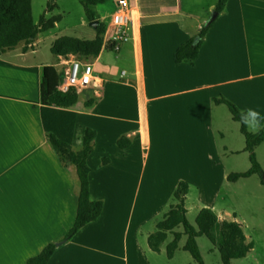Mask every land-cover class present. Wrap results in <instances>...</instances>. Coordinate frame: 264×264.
<instances>
[{"label": "rangeland", "instance_id": "rangeland-1", "mask_svg": "<svg viewBox=\"0 0 264 264\" xmlns=\"http://www.w3.org/2000/svg\"><path fill=\"white\" fill-rule=\"evenodd\" d=\"M47 2L48 0H32L35 19H39L43 12L47 16L44 11ZM58 4L65 12L64 18L56 28L43 32L45 38L35 45L36 53L28 55L36 63L53 64L55 56L50 47L61 36L92 39L95 35L91 25L82 24L84 8L78 0H59ZM112 5V2L106 1L97 8L93 7L99 12L96 19L104 24L105 32L109 30V36L113 33ZM212 15L213 13L210 19ZM46 34H49L48 37ZM108 48H103L108 50L104 52V59L118 72L116 80L125 79L119 78L121 69H125L123 59L119 57L115 62V55L111 53L113 50ZM251 59L264 64V55L253 54ZM61 62L58 71L64 72L67 65L64 59ZM99 70H95V73L105 78ZM4 80L0 81V92L9 94L8 84ZM254 82L264 93L262 79ZM79 90L78 101L74 105V110L78 112L74 152L81 149L85 128L97 131L93 153L87 160L90 167L89 183L93 199L102 200L105 210L96 224L86 226L87 233L92 232L90 236L97 245H105L108 239L118 237V250H122L119 240L125 231L133 262L130 264L136 262L134 255L141 262L145 250L148 259L156 264H197L183 249L178 250L173 258H168L166 251L150 253L147 251L148 237H144V232L150 229L154 231L157 221L175 204L172 195L178 183L186 181L189 193L185 204L190 224L196 227L195 219L199 209H216L220 219L240 222L247 240L254 241L249 254L245 258L233 260L232 264H264V184L259 174L240 178L235 182L228 179L231 173L247 171L251 167V161L245 150L246 141L240 131V124L232 119L227 106V116H224L205 102L204 105L210 109V116L206 117L205 108L201 124L195 117L169 115L163 109H160L162 113L157 112L156 108H162L165 103L163 100L155 101L150 105V147L144 150L135 145L122 152L116 143L111 142L118 134V117L134 113L131 93L124 91L118 94V99L106 98L98 103L100 109L96 110L93 105L87 106L88 102L96 101V97L87 95L90 89L86 87ZM15 91L21 92L18 84ZM217 91V88L203 90L210 95ZM246 97L252 99L253 94ZM259 99L256 97L254 102L247 100L245 104L255 107ZM7 104L6 101H0V129L5 128L6 124L9 126L8 118L6 122L1 119ZM176 105L178 103L172 107ZM242 107L243 104L239 108ZM17 109L26 111L23 105H18ZM249 111L251 117L248 119V130L255 133L259 130V124L264 123V108ZM216 129L222 135L219 136ZM48 146L20 150L34 149L31 150L34 153L19 157V161L15 163L13 160H6L8 152L3 148L0 150V264H25L48 244L56 246L66 240V233L74 223L80 190L76 167L70 163L65 169L62 168L64 165L62 166L49 142ZM255 154L264 174V141L255 148ZM105 159H110V163L103 164ZM104 225H111L113 229L102 227ZM176 231H183V228L180 226ZM171 238L173 239L172 235ZM67 242L68 240L62 243L63 248H66ZM197 243L205 264H222L219 252L209 239L198 237ZM76 250L87 252L81 248ZM63 252L66 253L65 249ZM61 256L64 254L61 253ZM61 256L55 261L57 264ZM71 256L72 252H67L65 259Z\"/></svg>", "mask_w": 264, "mask_h": 264}, {"label": "crops", "instance_id": "crops-1", "mask_svg": "<svg viewBox=\"0 0 264 264\" xmlns=\"http://www.w3.org/2000/svg\"><path fill=\"white\" fill-rule=\"evenodd\" d=\"M58 1L57 7L52 11H46L45 8L47 18L61 15L63 20L65 12L60 9ZM108 1L112 2V7L115 10L116 0ZM217 1L127 0L131 14L129 39L119 52L109 50L115 55V62L119 57L123 59L125 69H121L119 78L125 77V79L116 80L118 72L106 58L104 59V52L108 50L102 48L100 55L89 61L92 63L94 71H98V69L102 71V76L105 77L103 78L104 83L97 82V86L92 84L86 86L90 89L87 95L96 97V101H91V105L96 110L100 109L97 106L98 103L106 98L116 97L115 99H118L119 93L124 91L131 93L134 113L131 116L118 117L116 127L118 134L111 142V144L116 143L120 151L126 152L135 145H139L144 150L150 147L152 143L150 105L155 101L163 100L165 103L162 108H156L157 112L162 113L160 109H163L169 115L195 117L201 124L205 108L206 117L210 116V109L204 105L205 102L212 105L211 108H216L217 112L220 111L224 116H227L226 104H216L213 98H225L235 102L239 107L243 104L242 109L236 106L247 113L248 119L251 117V114L248 113L250 109L257 111L264 108V93L258 89V85L254 82L257 79H262V83H264V64L262 61L251 59L253 54L264 55V0H228L223 12L218 13L217 17L213 19L196 59L192 63H177L174 59L177 48L182 43L196 37L204 25L212 20L210 15L215 12ZM57 12L60 14H56ZM96 15H99L98 11H96ZM33 19L35 23L39 20L34 16ZM60 22H57L54 28ZM90 22L86 15L82 17V24L91 25ZM94 30L95 37L96 28ZM44 33L38 34L26 52L22 51V45L10 51H0V81L5 79L4 82L9 87L7 90L9 94L0 92V101H6V104L9 102L7 104L9 107L7 106L6 111L1 114V119H4L5 122L7 118L9 119V126L6 124L5 128L0 129V150L3 148L6 153L8 152L6 160H13L14 163L19 161V157L30 155L34 151V149L20 150L36 146L43 148L45 145L48 146L49 142L42 128L39 112L40 89L44 80L43 72L45 66H53L58 70L62 64L61 60L65 58L55 56L53 64L44 65V63H36L34 58L28 57L29 54L36 53L35 45L37 46L45 38ZM17 84L21 87L20 93H17L18 90L15 91ZM86 87L77 88L78 96L79 89H86ZM209 88H217L218 91L211 95L203 92ZM249 94H253L252 99L246 97ZM256 97L260 99L255 107L245 104L247 100L254 102ZM175 103L178 105L172 107ZM12 105L15 107L12 108ZM18 105H23L26 111L18 110ZM71 110H74V105ZM77 121L78 112L76 125ZM216 131L219 136L222 135L218 129ZM120 138H127L130 145L127 148H120L118 145ZM108 163H110V159H108ZM65 166L67 165L62 168L65 169ZM90 198L95 200L91 191ZM104 210L105 205L97 220L102 217ZM96 221L87 225H94ZM86 226L68 240L66 248H63V244L56 247L47 264H57L55 261L61 256V253L64 256H61L58 264H130L132 262L127 232L124 231L119 240L120 248L123 249L118 250V237L113 240L108 239L105 245H97L90 236L92 232L87 233ZM102 227L113 229L111 225ZM155 229L156 226L154 231ZM151 230L144 232L145 238L154 232ZM171 235L168 234L167 240L161 247V252L166 251V245L172 240V238L170 239ZM185 242L186 235L183 234L176 252L183 249ZM76 248L87 252L78 251ZM64 249L66 253L72 252L71 258L65 259ZM147 251L153 252L149 247ZM134 256L136 258L134 264H156L148 259L146 250L143 253V258L140 259L141 262H138L136 255Z\"/></svg>", "mask_w": 264, "mask_h": 264}, {"label": "trees", "instance_id": "trees-1", "mask_svg": "<svg viewBox=\"0 0 264 264\" xmlns=\"http://www.w3.org/2000/svg\"><path fill=\"white\" fill-rule=\"evenodd\" d=\"M58 0H48L46 11H52L57 7ZM84 8L86 18L90 21L97 18L94 6L103 4L108 0H78ZM228 0H218L215 11L223 12ZM62 20L61 15L45 17L40 15L37 23L32 14V0H0V51L6 52L22 45V51L26 52L41 32L55 27ZM213 20L208 21L199 34L182 43L174 54L177 63H192L199 54L204 36ZM105 26L99 23L96 28V36L93 39H82L72 36L57 38L51 47L54 56L74 55L79 60L89 61L97 58L103 48V33ZM44 80L40 89L41 105L40 119L46 137L55 150L63 165L73 164L76 167L80 190L77 197L76 216L72 227L66 233L65 239L70 240L87 224L96 221L102 213L104 202L90 198V183L88 157L93 153L96 130L85 128L81 149L73 150V138L77 119V112L71 107L78 101V92L75 88L61 91L59 85L64 77V72H59L53 66L44 67ZM216 104L224 103L228 107L235 121L240 123V131L245 137V150L249 153L251 167L245 172L231 173L228 179L232 182L240 178H246L253 174L264 175L262 167L257 160L255 148L264 141V123L259 124V130L251 133L248 130V116L233 102L225 98H213ZM91 105V102L87 104ZM120 148H127L130 142L127 138L118 140ZM108 163V159L103 161ZM264 184L263 180L261 179ZM189 193V184L180 181L173 191V201L170 209L156 223V229L147 238L148 247L153 252L159 253L162 245L173 235V239L166 245L168 258H173L179 247V241L183 234L186 242L183 247L197 264H205L201 255L198 237H206L218 250L222 264H232L233 260L245 258L253 249L254 241H248L240 222L236 220L220 219L217 213L204 207L196 216V227L190 224L187 218L186 197ZM183 232L176 231L178 227ZM56 246L48 244L37 255L30 257L25 264H47L54 254Z\"/></svg>", "mask_w": 264, "mask_h": 264}, {"label": "built area", "instance_id": "built-area-1", "mask_svg": "<svg viewBox=\"0 0 264 264\" xmlns=\"http://www.w3.org/2000/svg\"><path fill=\"white\" fill-rule=\"evenodd\" d=\"M111 27L113 33L109 36V30L103 36V48L112 49L119 52L123 44L129 39L131 27V14L128 7L127 0H116L115 10L112 16ZM67 67L64 71L63 81L59 89L63 92L68 91L70 88L77 89L78 86L86 87L88 85L97 86L104 83L102 77H99L89 61L79 60L76 56L72 55L64 59ZM124 73V72H123Z\"/></svg>", "mask_w": 264, "mask_h": 264}, {"label": "water", "instance_id": "water-1", "mask_svg": "<svg viewBox=\"0 0 264 264\" xmlns=\"http://www.w3.org/2000/svg\"><path fill=\"white\" fill-rule=\"evenodd\" d=\"M217 15H218V12L215 11V12L213 13L211 19H212V20L215 19V18L217 17ZM90 24H91L94 28H97L98 25H99V21H98L97 19H94V20H92V21L90 22ZM261 179H262L263 182H264V175L261 176ZM66 241H67V240H64L63 242H66ZM63 242L58 243L56 246H57V247L60 246Z\"/></svg>", "mask_w": 264, "mask_h": 264}]
</instances>
